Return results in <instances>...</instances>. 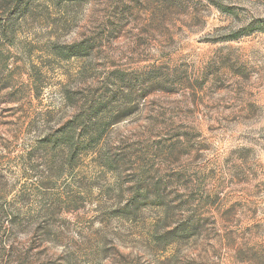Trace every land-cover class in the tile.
I'll return each mask as SVG.
<instances>
[{
    "label": "rangeland",
    "instance_id": "1",
    "mask_svg": "<svg viewBox=\"0 0 264 264\" xmlns=\"http://www.w3.org/2000/svg\"><path fill=\"white\" fill-rule=\"evenodd\" d=\"M0 18V264H264V0Z\"/></svg>",
    "mask_w": 264,
    "mask_h": 264
},
{
    "label": "trees",
    "instance_id": "2",
    "mask_svg": "<svg viewBox=\"0 0 264 264\" xmlns=\"http://www.w3.org/2000/svg\"><path fill=\"white\" fill-rule=\"evenodd\" d=\"M19 12L20 11V5H18V3H16V5H15V7H14V9H13V12ZM12 12V13H13ZM8 18V17H7ZM1 20H2V18H0V24L2 23L1 22ZM1 25H0V31H1ZM1 33V32H0ZM87 47H86V43H85V41H83V40H81V41H75V42H73L72 44H68L67 45V47H66V53H64V56L66 57V58H69V57H72V56H74V55H76V54H79V53H81L82 51H84L85 49H86ZM94 139V137L93 136H91V139L90 140H93ZM68 151L69 152H72V150L70 149V148H68ZM130 209H124L123 208V212H127V213H129L128 211H129ZM171 233V231L169 232V234Z\"/></svg>",
    "mask_w": 264,
    "mask_h": 264
}]
</instances>
